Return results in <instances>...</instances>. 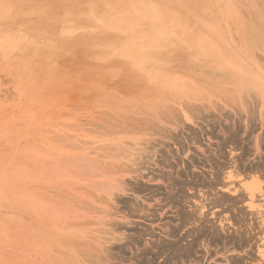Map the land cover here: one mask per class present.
I'll return each mask as SVG.
<instances>
[{"label":"rangeland","instance_id":"rangeland-1","mask_svg":"<svg viewBox=\"0 0 264 264\" xmlns=\"http://www.w3.org/2000/svg\"><path fill=\"white\" fill-rule=\"evenodd\" d=\"M263 102L264 0H0V264H131L120 259L133 254L130 220L144 219L125 206L158 197L132 193L143 168L132 161L204 130L186 160L235 133L216 163H264ZM216 163L194 171L210 177ZM226 169L216 198L256 176ZM239 199L235 212L214 208L232 241L198 240L199 264H264V207L257 216ZM242 233L248 244L234 243Z\"/></svg>","mask_w":264,"mask_h":264},{"label":"bare ground","instance_id":"bare-ground-1","mask_svg":"<svg viewBox=\"0 0 264 264\" xmlns=\"http://www.w3.org/2000/svg\"><path fill=\"white\" fill-rule=\"evenodd\" d=\"M254 39H256V38H254ZM263 104H264V102H263ZM142 111H144V110H142ZM262 115H263V113H262ZM146 120H148V119L146 118ZM136 127H138V126H136ZM136 127H135V129H136ZM153 128H151V129H153ZM157 130H154V131L156 132ZM135 132L136 131H134V133ZM203 132H204V130H200V131L191 130L189 132L190 134L185 135V136H183L182 134H178V135L170 134L169 136L168 135L164 136L163 139L164 138H167V139L170 138V141H163L162 143L159 142V144H158L159 149H157L158 146L155 145L156 146L155 147V146H153L154 144H152L153 148H156V150H154L149 157L146 156L145 160H143L141 162H139L140 160H138L139 163L132 161L133 164H138L140 167H143L145 170H148V168L149 169L151 168L150 166L154 167L155 165H157L156 168L159 169L158 171H155L153 169L152 171H150V173H149V171L143 173V171H142L143 168L142 169L139 168V169H141L140 172L133 173V174H135L134 179H136V180H138L139 178L145 179V177L146 178L148 177L149 182H153L156 184H154L155 186L148 187L147 185L142 184V181L140 183V182H136V180H135V182L133 184L131 183L132 185H130L131 190L133 191L132 193H144V197L146 195L149 196V197H145V198L152 199V200L156 196H158V197H156L154 199L157 203L155 204V206L152 205L153 209L149 208V207L142 206L139 202L134 201V200L131 202H128L126 204L125 207L128 210L129 217L131 219H134L135 217H139V219L143 218L144 219L143 223L145 225L144 224L142 225L141 221L138 222L136 220H130L131 221L130 224H132V222H133V224L131 225L133 228L132 229L133 232L130 234V237L128 238V239H130L129 240L130 246L129 245H127V246H129V248L133 251V254H131L129 257L121 256L122 258H120V259H123L124 261L128 260L131 264H160L159 263V262H161L160 258H163V255H166L165 256L167 258L166 261H164L162 259V263L166 262L165 264H185V262H189L188 264H199V261L196 260L199 257L196 259L194 258V254L197 251V250H195V245H197L196 243L198 240H200L201 238H203V239L208 238V239H210V241L212 243L218 244L219 242H223V243H227L226 244L227 246H228V243H231V241H232V238L229 237L228 235L223 236L219 227H217V224H219L220 227L222 228V231H224L225 225L227 224L228 220H230L229 219L230 217L224 218L222 216L223 217L222 218L221 215H220V217L217 216L218 215V214H216L217 212L215 213L213 211L214 208H216L218 206L223 207V205H224L225 207H228V206L230 208L232 207V210H233V208H236V206L238 205L237 199L240 198L239 200L242 201V203L244 202V200L247 201L246 199H248L249 202H248V205L246 208L247 209L249 208L250 210L256 209L257 213H258L257 216L263 215V212L261 209L264 207V204H260V203L256 204L257 203L256 198L257 197H260V198L264 197V192L262 189V188H264V187H262L264 180L261 179L264 177H261L262 174L260 176V173L262 171H264V163L262 162L259 165H256L255 163H253L255 165L252 164L250 166H247L245 164L240 165V163L239 164L237 163V165H234L235 162L233 164L232 163L229 164V163H226L225 161H222V163H218V164L216 163L218 158L220 160L225 159V148L226 147H232L233 146L232 150L234 148H238L239 145H237V142H236V139L238 137H236L235 133L230 134V135L228 134L229 135L228 138L221 141L219 143L218 147L216 149H214L213 152H209L205 156L204 159H201L195 155L192 156V154H191V156H188L189 159L186 160L184 158V155H188L187 153L190 151L191 144L193 145L194 143H201V140L203 139ZM169 142L172 143L173 145L171 144L172 145L171 146ZM260 142L262 143V140H260ZM259 145L260 144L257 143V147ZM149 147H151V146H149ZM206 151H208V150H206ZM231 153H229V155ZM142 156H144V155H142ZM135 160H136V158H135ZM230 160H232V159H230ZM213 161L216 163V171L214 172L213 167H211L212 171H211V175H209L210 177L203 176V174H201V173H200V175H201L200 176L194 171V168L197 167L196 166L197 164L200 163V165L202 164L205 167V165L207 163H212ZM235 161H238V160H235ZM130 162H131V160H130ZM151 164H155V165L153 166ZM206 166H209V164ZM231 167L235 168V173H237V171L238 172L240 171L242 173H247V174L255 172L256 176L251 175L250 179L247 180L246 182H244V184L242 186H240L239 189L235 188L234 191L227 190L230 195H225V193H224V194H221L220 196L217 195L218 197L216 198L215 194H217V193L214 194L212 191H215V189H217L218 186H221V187L227 186L226 185L227 182L225 183V181L226 180L230 181V179L233 177V175L230 174V172H228V174L224 175V170L227 171L226 168H231ZM94 170H95V168H94ZM131 172H133V171H131ZM146 173H147V176L144 175ZM148 174H150V175L148 176ZM237 176H239V175H237ZM245 176H247V175H245ZM126 184H128V183H126ZM126 184H125V186L123 185V187H125L126 189L128 187L130 188L129 184H128V187ZM199 187H201V189H199ZM203 188H205V190L207 188L208 190L204 191ZM123 191H124V189H123ZM203 199H205V200H203ZM220 207H218V208H220ZM166 208H170L171 211H173V213L175 215L172 216L173 221L170 220L172 222L162 223L161 222L162 219L157 218V217L159 215H161V212H159V211L167 210ZM225 209H227V208H225ZM238 209H240V208H238ZM124 210H125V208H124ZM243 210L245 211V209H243ZM225 211H228V210H225ZM238 212L240 213L239 210H238ZM250 212H252V211H250ZM254 212H256V211H254ZM244 215H245V213L243 212L241 215V217L243 216L242 219L247 220V219H244V217H245ZM250 215H251V213H250ZM234 216H233V218H235ZM238 217H239V215H238ZM248 217H249V215H248ZM262 217H264V216H262ZM262 217H260V218H262ZM170 218L168 217V219H170ZM252 218L250 220H252ZM242 219H241V221H242ZM146 221H150V222H157L158 221V222H160L159 225H161V226L159 228L161 230L156 231L155 228L150 229L152 227L153 223L146 224ZM237 221H236V223L239 224V222H237ZM257 221H255V222H257ZM262 221L264 223V219H262ZM224 222H226V224ZM246 222L247 221H245V223ZM248 222L246 224H248ZM259 224H261V223H259ZM259 224H257V225H259ZM123 225H125V224H123ZM240 225H241V223H240ZM240 225H238V227ZM250 227H252V226H250ZM253 227H254V225H253ZM260 227H261V225H260ZM256 228H258L260 230L259 226ZM262 228L264 229L263 226L261 227V229ZM226 229H228V228H226ZM185 230H186V232H185ZM242 230H244V228ZM245 230H246V228H245ZM245 234L239 235V237H235V238H234V236H232L234 243L236 242V243L241 244V245H243L245 243L248 244V242H249L248 237L249 236H247V238H248L247 239ZM147 236H149L151 238L154 237L153 238L154 240L149 241V239L146 238ZM188 239H190V240H188ZM186 241H187V243H185ZM204 242H205V240H204ZM236 248H238V247H236ZM121 251H122V249H121ZM82 252H83V250H82ZM124 252L126 253V250L123 251V253ZM88 254L86 256H88ZM93 255H91V256H93ZM262 258L264 260V252L262 253ZM229 261H231V260H229ZM234 261H232V262H234ZM235 264H238V263L235 262Z\"/></svg>","mask_w":264,"mask_h":264},{"label":"flooded vegetation","instance_id":"flooded-vegetation-1","mask_svg":"<svg viewBox=\"0 0 264 264\" xmlns=\"http://www.w3.org/2000/svg\"><path fill=\"white\" fill-rule=\"evenodd\" d=\"M155 184V183H154ZM154 184H151V185H153V186H155ZM199 189H201V187H199ZM213 193H214V191H212Z\"/></svg>","mask_w":264,"mask_h":264}]
</instances>
